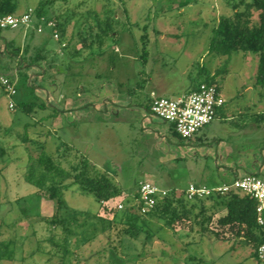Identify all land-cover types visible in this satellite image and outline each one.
<instances>
[{
  "label": "rangeland",
  "instance_id": "374dc122",
  "mask_svg": "<svg viewBox=\"0 0 264 264\" xmlns=\"http://www.w3.org/2000/svg\"><path fill=\"white\" fill-rule=\"evenodd\" d=\"M41 1L18 0L17 14L33 9L27 28L0 29V264H264L251 245L223 239L229 231L217 238L199 224L191 230L188 223L173 228L157 219L146 223L145 215L136 214L134 199L143 181L175 190L191 182L228 183L234 172L251 171L264 179L260 55L235 50L226 66L228 56L210 49L221 16L232 14L233 4L249 10L252 0H56L39 18ZM107 7L126 25L119 34L100 33L101 40L95 36L84 44V26L95 24L94 10L104 17ZM145 33L147 61L142 59ZM31 59L35 64L29 67ZM163 67L179 83L177 89L189 83V75L198 83L216 76L226 114L218 113L191 139L175 134L170 122L147 109L157 96L147 74ZM4 77L17 87L14 109ZM21 102H33L32 111H23ZM187 144L188 153L178 157L176 151ZM84 159L123 189L112 202L114 210L79 185L63 190L60 205L40 195L30 180L31 173L52 176L55 167L49 169L47 160L73 176V167ZM215 199H206L204 207ZM126 209L139 217L128 221ZM225 212L217 209L210 229L222 231L218 218ZM131 222L137 230L127 232Z\"/></svg>",
  "mask_w": 264,
  "mask_h": 264
},
{
  "label": "trees",
  "instance_id": "16d2710c",
  "mask_svg": "<svg viewBox=\"0 0 264 264\" xmlns=\"http://www.w3.org/2000/svg\"><path fill=\"white\" fill-rule=\"evenodd\" d=\"M55 1L56 0H42L36 9L38 17L41 18L45 15L46 6L53 4ZM248 6L250 8L249 10L246 9L245 11H242L238 9L237 4H233V13L229 14V16H221L218 25L213 31L214 33L211 39L210 49L221 55L228 56L226 66H228L229 58L235 50L240 49L243 51L258 53L260 55V62L256 79L257 85L262 87L264 86V0H252ZM18 9V0H0V14H15ZM125 11L129 15L127 8ZM105 13L106 15L101 17L99 13L94 10L95 24L84 26L85 31H87V34L83 37L84 44H87L91 40L93 41L95 36L101 40L103 37L101 36L102 34H119L120 29L126 25L125 21L115 17L116 10L113 8L107 7ZM255 16H258V18L254 21L253 18ZM130 20L131 19L128 20V23L132 25ZM115 25L120 26L119 30H116L118 28H115ZM95 26L98 30L96 34H93L92 30ZM143 29L144 31H147L148 25H144ZM146 36L147 33L141 38L143 46V61H147L148 59ZM14 42V39H11L7 43L10 45ZM8 53L15 55L16 52L9 51ZM40 56L41 53L39 50L36 59L40 58ZM23 60L24 58L21 59V64H23ZM34 61L35 59L29 60L27 66L30 67L31 65H34ZM224 71H226V68ZM215 77L216 76H206L204 79L200 80L199 84L201 82L217 83ZM218 86L220 88L219 84ZM33 106V102L20 103V108L25 112L32 111ZM40 106L44 107L43 104ZM147 109L151 111V103L147 106ZM171 129L178 135L173 124H171ZM50 159L51 158H49V160ZM47 167L49 169L55 167L52 176L51 174H43L37 178L35 173H31L30 180L37 185L39 188L38 193L40 195H44L50 199H58L60 205L63 190H66L73 185H79L82 189L93 192L96 198L102 202L105 208L109 209V211L114 210L112 202L124 194L123 189L109 173L101 171L95 163H92L88 159H84L81 166L77 165L73 167L75 171V175L73 176L68 170L54 166V164L48 160ZM30 169L34 170L35 167L32 165ZM237 176H240V174L235 173L233 178ZM69 177L73 178L72 181L65 183L64 181ZM47 180L51 182L50 187L45 186ZM136 197L137 192L134 194V199ZM206 199H215L212 205L208 208L204 207ZM195 202H197V204ZM256 204L254 198L240 190H233L223 194L219 193L209 197H203L202 199L190 200L187 198L184 189H175L168 196L160 199L156 206L148 213L139 214L136 212V214L145 215L143 221L146 223H149L150 220L157 219L163 221L164 224L171 228L175 227L177 224H183L186 226L188 223L192 230L195 224H199L202 230H211L217 238H220L221 234L225 235V232L229 231L230 235L228 234L227 237L222 236L223 239L228 238L229 240L230 238H235L236 240L251 245L253 247L252 255L257 257V248L264 242V232L260 230L257 222ZM198 207H200L199 212H197ZM221 207L225 208L226 212L218 218V223L222 230L219 232L210 229L209 225L212 223L217 209ZM204 213H208V215L201 219L202 214L204 215ZM124 214L129 216L128 221H131L132 219L135 220L139 217L138 215L134 216L133 214H130L127 209L124 211ZM131 223L130 227L127 228V232L130 230H137L135 224L133 222ZM67 231L69 230L67 229Z\"/></svg>",
  "mask_w": 264,
  "mask_h": 264
},
{
  "label": "built area",
  "instance_id": "2783aa9c",
  "mask_svg": "<svg viewBox=\"0 0 264 264\" xmlns=\"http://www.w3.org/2000/svg\"><path fill=\"white\" fill-rule=\"evenodd\" d=\"M33 20V9L29 8L20 14H0V28H27ZM47 26L55 27L53 21L45 22ZM43 31V27L38 28ZM58 38L59 34L55 31ZM8 93L10 107L15 108L13 96L17 92L14 81L2 78L1 82ZM225 103L220 88L214 82H201L197 89L184 93L178 97L156 96L151 102V113L161 120L173 124L176 132L182 138H193L200 129L211 123L218 114V110ZM178 190V189H177ZM190 200L202 199L216 194H223L233 190H240L256 200L257 222L264 232V179L258 174L248 172L234 177L230 182L217 186L190 183L184 189ZM173 190L150 181L140 183L137 190L136 209L140 214L151 211L160 199L168 196ZM123 207V204H120ZM257 259L264 262V242L257 248Z\"/></svg>",
  "mask_w": 264,
  "mask_h": 264
},
{
  "label": "crops",
  "instance_id": "0c3cea01",
  "mask_svg": "<svg viewBox=\"0 0 264 264\" xmlns=\"http://www.w3.org/2000/svg\"><path fill=\"white\" fill-rule=\"evenodd\" d=\"M145 64H148V62H146ZM147 75H148V80H149V82H147V85L150 86L151 90H153L154 92L157 93V96H167V95H165L166 91L171 90L172 93H177L176 97H178L184 93L195 90L199 84L197 81H195L196 79H191V77L189 75V83L186 84V82H185L183 87H180V89H177L175 87V85L177 86V84H179V83L170 77V73L168 72L167 68H165V67L162 68V71L160 70L158 72H155L154 75H149V72ZM155 75H157V76H155ZM182 75H184V77H185V69L183 70ZM220 91H221V88H220ZM221 93H222V91H221ZM168 97H170V96H167V98ZM225 102H226V100H225ZM225 110L226 109H225V103H224V105L222 107H220L218 110V113H220V116H223L226 114ZM161 121L164 122L163 120H161ZM192 147H191V149H193ZM179 149H180V151H179V153L176 151V155H178V157L181 158L182 157L181 154H185L186 152L188 153V144L186 146H184V148L182 147ZM191 149L189 152H191ZM226 166L229 168L231 167V165H229V163H226ZM249 172H251V171H249ZM235 173L236 172L233 173L230 181L233 179V176ZM237 174H239V173H237ZM191 183H194V182H191ZM196 184H198V183H196ZM198 185H200V184H198Z\"/></svg>",
  "mask_w": 264,
  "mask_h": 264
}]
</instances>
